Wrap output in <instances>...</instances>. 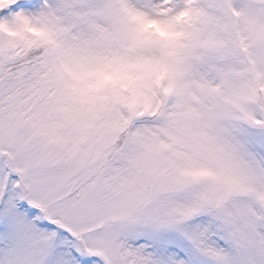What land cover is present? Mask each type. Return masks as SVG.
Listing matches in <instances>:
<instances>
[{"label":"snow or ice","instance_id":"snow-or-ice-1","mask_svg":"<svg viewBox=\"0 0 264 264\" xmlns=\"http://www.w3.org/2000/svg\"><path fill=\"white\" fill-rule=\"evenodd\" d=\"M193 4L185 0L163 17L126 10L123 28L101 35L94 18L104 4L0 0V24L8 29L0 35L20 37L0 39V264H264V212L242 201L167 227L107 221L102 180L91 182L80 147L98 125L101 143H109L123 127L119 107L132 115L148 101L161 62L142 50L197 40L220 87H228L237 61L243 65L252 115L242 147L264 157V0H212L215 26L196 33L180 27L200 18ZM21 42L27 50L11 59ZM65 128L79 135L66 138ZM199 172L193 164L188 174ZM256 199L264 204V192Z\"/></svg>","mask_w":264,"mask_h":264},{"label":"rangeland","instance_id":"rangeland-1","mask_svg":"<svg viewBox=\"0 0 264 264\" xmlns=\"http://www.w3.org/2000/svg\"><path fill=\"white\" fill-rule=\"evenodd\" d=\"M90 2L107 6L94 18L96 33L103 35L123 28L126 10L141 9L163 17L174 14L173 8L181 7L185 0ZM211 2L194 0L193 12L199 11L200 18H186L181 27L192 33L211 30L215 26L212 18L215 10L207 7ZM234 2L239 4L242 0ZM53 15L54 21L59 19L58 14ZM57 27L68 29L63 23ZM0 39L12 40L8 35H0ZM142 51L169 64L167 81L173 85V91L166 102L171 100L172 105H165L153 120L158 132L164 131L163 135L127 133L108 161H104L107 151L121 130L107 144L101 143L102 125L82 137L80 147L91 182L102 180L101 208L105 219L123 225L151 222L167 227L193 213L230 206L237 201L248 204L253 213L264 212V204L256 199L257 193L264 192V157L251 146L248 150L242 147V129L252 115L249 84L240 74L243 65L236 62L233 78L224 88L203 64L204 50L197 40L190 47H152ZM8 56L13 58L12 49ZM118 118L122 120L119 115ZM62 134L66 138L79 135L73 128L63 129ZM193 164L200 167L197 175L188 174ZM226 182L232 186H226Z\"/></svg>","mask_w":264,"mask_h":264},{"label":"trees","instance_id":"trees-1","mask_svg":"<svg viewBox=\"0 0 264 264\" xmlns=\"http://www.w3.org/2000/svg\"><path fill=\"white\" fill-rule=\"evenodd\" d=\"M183 5L184 4H182L181 6ZM38 14H41V10L39 9L36 10L34 15H38ZM51 18L54 20L55 19L54 15H52ZM0 28L3 32L8 31L7 25L1 24ZM67 30H61V31L66 32ZM27 34L30 35L31 38H36L35 36H32L30 33ZM8 36L12 38L11 42H17L20 40V37L15 33H10L8 34ZM26 50H27L26 45H24L21 42L17 48L12 49L13 51L12 59H19L20 57L23 56ZM156 61L161 62L157 65V71L159 73V81L154 85H151L149 83V99L147 102L143 103L140 107H138L135 110L134 114L132 115L129 114V109L127 106L122 105L119 107L118 115L122 119L121 121H123L122 122L123 127L116 141L107 151L104 161H108V158L111 157L110 156L111 153L122 145V143L124 142L127 136V133L135 134L144 131L146 133H149V135H151L152 137L156 136L155 134H158L160 136L163 135L164 131H162L160 134L158 132L160 130L159 128H157L158 126L155 124V121L153 120H155L159 116L160 112L163 110V107L165 105L168 106L172 105L171 100L169 102L166 101L170 99L169 95H171L173 91V88H171L173 87V85L167 81L170 73L169 64L161 59H156ZM137 121L139 122L137 123Z\"/></svg>","mask_w":264,"mask_h":264}]
</instances>
